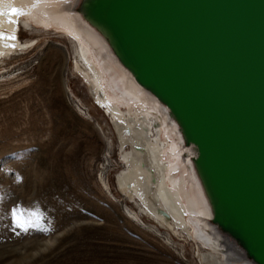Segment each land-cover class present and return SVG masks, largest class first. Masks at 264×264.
<instances>
[{"label": "rangeland", "instance_id": "374dc122", "mask_svg": "<svg viewBox=\"0 0 264 264\" xmlns=\"http://www.w3.org/2000/svg\"><path fill=\"white\" fill-rule=\"evenodd\" d=\"M11 2L23 13L16 37L29 46L0 58V264H201L202 251L223 260L200 238L175 151H164L166 184L186 204L191 237L159 225L117 189L124 163L111 118L73 67L80 43L93 46L54 12L53 0ZM94 52L90 64L111 100L121 96V108L137 102L157 116L117 87ZM161 137L171 143L163 127Z\"/></svg>", "mask_w": 264, "mask_h": 264}, {"label": "water", "instance_id": "95a60500", "mask_svg": "<svg viewBox=\"0 0 264 264\" xmlns=\"http://www.w3.org/2000/svg\"><path fill=\"white\" fill-rule=\"evenodd\" d=\"M52 3L124 91L155 105L211 246L264 264V0Z\"/></svg>", "mask_w": 264, "mask_h": 264}, {"label": "bare ground", "instance_id": "6f19581e", "mask_svg": "<svg viewBox=\"0 0 264 264\" xmlns=\"http://www.w3.org/2000/svg\"><path fill=\"white\" fill-rule=\"evenodd\" d=\"M35 1L43 7L48 4L49 0ZM12 8L18 9L11 0H0V12L9 13ZM18 17L19 15H0V58L8 56L16 49L29 46L27 43L20 42L16 37ZM9 21L12 22L9 23ZM91 50L95 54L94 48L80 43L81 64L75 61L73 67L87 83L95 105L104 109V112L111 118V124L118 140L120 157L124 163V169L115 175L117 188L129 199L140 201L143 211L159 225L169 228L173 234L178 235V232H184L191 237V229L185 219L186 204L178 189L166 184V170L169 161L164 158L165 149L175 151L178 159L176 143L172 139L171 132L164 126L155 105L144 98L133 97L127 91L125 93L130 98L146 101L154 108L157 116L137 102H129L127 107L121 108L119 104H126L121 96L114 101L111 100L110 94H107L101 81L102 72L90 64L93 60ZM104 67L115 79L118 87L115 74L109 67L105 65ZM162 127L170 134L171 143L165 142L161 137ZM176 168L175 174L188 192L193 214H196L198 212L196 202L183 179L182 167L176 163ZM199 235L204 243L209 241L202 231H199ZM212 250L216 251L213 247ZM196 255L201 264H230L225 261L222 254L224 261L220 255L212 252L202 251Z\"/></svg>", "mask_w": 264, "mask_h": 264}, {"label": "snow or ice", "instance_id": "6c2138e0", "mask_svg": "<svg viewBox=\"0 0 264 264\" xmlns=\"http://www.w3.org/2000/svg\"><path fill=\"white\" fill-rule=\"evenodd\" d=\"M23 13L16 8H12L9 13L0 12V15H22ZM12 21H9L11 23ZM14 38V37H13ZM13 220L17 223V225L21 228H24V224L20 222L19 217L15 211L12 213ZM24 230H27L26 228Z\"/></svg>", "mask_w": 264, "mask_h": 264}]
</instances>
